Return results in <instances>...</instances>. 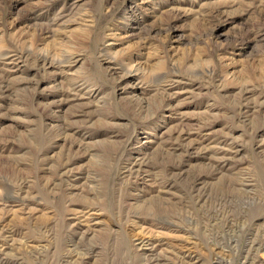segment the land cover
Returning a JSON list of instances; mask_svg holds the SVG:
<instances>
[{
	"label": "rangeland",
	"instance_id": "374dc122",
	"mask_svg": "<svg viewBox=\"0 0 264 264\" xmlns=\"http://www.w3.org/2000/svg\"><path fill=\"white\" fill-rule=\"evenodd\" d=\"M252 263L264 0H0V264Z\"/></svg>",
	"mask_w": 264,
	"mask_h": 264
},
{
	"label": "bare ground",
	"instance_id": "6f19581e",
	"mask_svg": "<svg viewBox=\"0 0 264 264\" xmlns=\"http://www.w3.org/2000/svg\"><path fill=\"white\" fill-rule=\"evenodd\" d=\"M80 221H81V220H80ZM96 222H97V221H96ZM142 239H143V238H142ZM150 240H151V239H150ZM151 243H152V242H151ZM142 244H143V243H142ZM142 244H141V245H142ZM144 245H145V244H143V246H144ZM141 247H142V246H141ZM141 247H140V248H141ZM152 248H153V247H152ZM145 249H147V248H145ZM258 250H259V249H258ZM252 264H253V263H252Z\"/></svg>",
	"mask_w": 264,
	"mask_h": 264
}]
</instances>
